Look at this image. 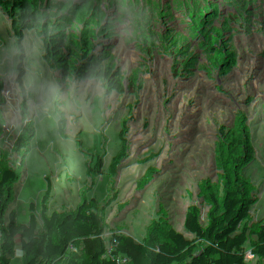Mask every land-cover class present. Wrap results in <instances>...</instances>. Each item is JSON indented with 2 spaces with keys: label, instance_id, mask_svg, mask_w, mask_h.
Masks as SVG:
<instances>
[{
  "label": "rangeland",
  "instance_id": "obj_1",
  "mask_svg": "<svg viewBox=\"0 0 264 264\" xmlns=\"http://www.w3.org/2000/svg\"><path fill=\"white\" fill-rule=\"evenodd\" d=\"M163 4L0 0V142L32 174L57 136L86 213L24 203L0 164V264H264V0Z\"/></svg>",
  "mask_w": 264,
  "mask_h": 264
},
{
  "label": "trees",
  "instance_id": "obj_2",
  "mask_svg": "<svg viewBox=\"0 0 264 264\" xmlns=\"http://www.w3.org/2000/svg\"><path fill=\"white\" fill-rule=\"evenodd\" d=\"M211 97L214 96V91L210 92ZM218 95V91L216 92ZM209 96V95H208ZM187 102L184 100V103ZM166 127V126H165ZM163 137L162 131H158L155 135V137ZM57 137L53 135L52 132L47 133L45 136L42 135L41 138L38 141H35V145L32 146L31 149H39L40 151L44 152V157L42 159V166L37 165L36 169L33 170V173L31 174L28 172V165H13L10 159V151L6 150V147L4 143L1 144L0 142V164L5 165L6 171L8 173V186L12 188H18L19 194L22 195L24 199V203L31 202V200H34L36 203L38 202L39 206L54 204L58 208H65L68 210V213L70 214V219L78 220L80 222H84L86 220V213H84V208L81 205L82 199L79 197L76 200V197L74 198L73 194H68L65 197H59V195L63 192H65L66 189H63L65 186V183L67 182H61L58 185H55V175H56V164H55V158L57 157L58 150H56L54 147H52V144L55 141ZM152 138H154L152 136ZM171 144V143H169ZM193 144L190 145L188 148H192ZM157 149H160L159 155L162 154L163 151V144L161 145L160 142L157 144ZM171 148H165V151H169ZM38 151V152H40ZM31 152V151H30ZM32 153V152H31ZM261 154V157L258 162H256L258 166V170L260 172V176L262 179H264V153L258 152ZM54 157V161H51V158ZM256 156L257 153H256ZM256 158V157H255ZM263 160V161H262ZM261 161V162H260ZM167 177L170 176L169 172L166 174ZM174 177V176H173ZM176 180H179L178 178ZM180 181V180H179ZM178 181V182H179ZM29 187H32V191L28 190ZM62 188V191H61ZM16 190V189H15ZM188 190H185L183 193L187 194ZM59 198V199H58ZM67 198V199H66ZM137 200V199H136ZM97 213L96 206L91 210L90 216L93 218L95 214ZM206 248V247H205ZM205 250V249H204ZM205 252H202L201 250L197 249L194 250L193 254L188 256H183L180 258L181 264H210L208 254ZM27 255V247L24 246L22 243L21 251H20V259L22 263H25ZM88 255L87 251L84 252L83 258L80 262V264H87L88 262Z\"/></svg>",
  "mask_w": 264,
  "mask_h": 264
},
{
  "label": "bare ground",
  "instance_id": "obj_3",
  "mask_svg": "<svg viewBox=\"0 0 264 264\" xmlns=\"http://www.w3.org/2000/svg\"><path fill=\"white\" fill-rule=\"evenodd\" d=\"M164 1V4L163 5H165V3L168 1H170V0H163ZM135 2V0H104V6H105V8L107 9V7L108 8H112V4H117V5H120L121 7H123V9H125V10H129V11H131L132 9H134L133 8V5H132V7H131V4L132 3H134ZM136 4V3H135ZM107 5V6H106ZM115 7V6H114ZM119 7V6H118ZM110 11H111V9H110ZM116 11V10H115ZM125 13V12H124ZM133 13H134V11H133ZM131 14V13H130ZM129 16H131V20H133L134 19V15H129ZM128 15H124V14H121V17H122V19H124V18H126V17H129ZM118 19V18H117ZM121 20V19H120ZM118 21H119V19H118ZM136 22V21H135ZM156 23H158V22H156ZM155 23V24H156ZM136 31V30H135Z\"/></svg>",
  "mask_w": 264,
  "mask_h": 264
}]
</instances>
